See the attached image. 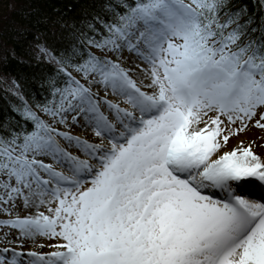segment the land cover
Instances as JSON below:
<instances>
[{
  "label": "snow or ice",
  "instance_id": "snow-or-ice-1",
  "mask_svg": "<svg viewBox=\"0 0 264 264\" xmlns=\"http://www.w3.org/2000/svg\"><path fill=\"white\" fill-rule=\"evenodd\" d=\"M224 7L225 0H140L109 25L105 40L91 42L107 51L126 48L149 65L152 94L107 56L88 53L74 65L92 83L124 96L134 111L101 100L60 69L66 84L54 87L58 100L41 110L61 124L76 113L72 122L83 117L82 127L107 137L108 147L59 131L28 108L35 130L20 144L18 137L0 136V176L7 177L0 180V203L15 207L22 198L25 207L37 200L58 205L49 207L52 215L0 220V226L18 229L22 238L64 241L52 245L63 250L47 254L0 249L13 251L9 264L24 255L31 258L27 264H264V202L239 191L264 187V162L250 147L210 159L221 147L222 115L243 122L264 106V43L237 46L241 26L231 16L221 22ZM233 23L237 27L225 35ZM101 102L116 123L100 110ZM212 110L215 118L189 131ZM57 136L97 164L72 156ZM222 139L227 143L229 136ZM38 156L64 164L72 175ZM208 189L224 190L226 198L205 194Z\"/></svg>",
  "mask_w": 264,
  "mask_h": 264
},
{
  "label": "trees",
  "instance_id": "trees-1",
  "mask_svg": "<svg viewBox=\"0 0 264 264\" xmlns=\"http://www.w3.org/2000/svg\"><path fill=\"white\" fill-rule=\"evenodd\" d=\"M138 2L0 0V76L15 90L6 91L0 82V136L18 137L17 143H22L24 135L35 130L25 109L43 119L41 107L58 100L54 87L63 88L68 79L60 69L79 79L83 74L74 65L83 63L88 53L103 57L106 51L91 42L105 40L109 25L117 24ZM229 16L241 26L237 46L264 43V0H225L221 22ZM236 27L230 25L225 35Z\"/></svg>",
  "mask_w": 264,
  "mask_h": 264
},
{
  "label": "rangeland",
  "instance_id": "rangeland-1",
  "mask_svg": "<svg viewBox=\"0 0 264 264\" xmlns=\"http://www.w3.org/2000/svg\"><path fill=\"white\" fill-rule=\"evenodd\" d=\"M2 2L4 0H1ZM184 2L186 4H191L192 1L191 0H184ZM2 6H4V3L2 4ZM195 6V5H193ZM179 42V41H178ZM104 54V56H107L109 59H111L112 61H115L117 63H119L121 65V67L125 68L127 67V62L125 61V58H127L128 56L130 57V54L135 56L136 60L139 62L140 66L142 67H146L148 64L145 63L144 61H142L138 56L136 57V54L134 52H129L126 48H124L122 51L120 52H113V51H105V53H101ZM79 74V73H78ZM92 77L89 76L87 78L84 77V75H81V77H79V80H81L82 84H85L86 86L91 88V91L93 93H98L99 97L101 99H108V100H113V98L117 97V96H121V95H114L112 94V92H110L109 94L103 93L101 91H99V89L104 90V86L101 84H97V83H92ZM1 82V81H0ZM3 83V88L6 91H9L11 93H14V88H12L11 84L7 81L2 82ZM137 84V83H136ZM139 85L141 86V90L145 92V88L142 87L143 84H137V86L139 87ZM123 99L120 100V107L121 108H125L128 109L129 111H134L132 109V106L128 103L125 102V97L121 96ZM100 109H102V112L105 113V115L107 116V118L113 122L116 123L115 118L112 114V112H106V108H104L101 104H100ZM131 109V110H130ZM109 113V114H108ZM139 114L138 112L136 113V115ZM76 115V113H68L67 114V123L66 124H61L58 122H54V118L47 115L46 113L43 114V119H45V121H48V124H50L52 127L58 129L59 131L62 132H68L73 136H77V134L73 133L71 131V126L69 127L70 124H73L72 122V116ZM217 115V112L215 110L209 111L207 116H203L202 120H201V127L200 129L204 128L205 126V122H210V120L212 118H215ZM264 115V106H259L256 109V115L251 117L250 119H245L243 122L241 120H235L234 123H229L227 120V116H221L220 119L223 121V124L221 125V127L224 129V131L221 133V136L218 137L219 142L221 143V149H218V151H224V150H228L229 145L232 142H235L236 140H238L239 138H242V140H245L243 143V147L247 148L250 147L251 151L257 155L258 157H260L261 161L264 162V127H260L258 126L257 122L259 121L260 125H264V119H261V116ZM82 117L79 118V120H81ZM246 125V127H245ZM117 126V130H120V125H116ZM77 129V128H76ZM242 129V130H241ZM224 135H228L229 139L227 141V143H224L222 137ZM57 141L59 142L60 146L62 148H64L68 153H70L69 150H67L64 146V139H62L61 137L57 136L56 137ZM98 140H100V143L104 144L106 147L109 146L110 142L109 139L107 138L105 141L103 139V137H97L93 139L94 144H99ZM71 154V153H70ZM216 156V153L214 154ZM214 155L212 154L211 158L214 157ZM210 158V159H211ZM37 159L43 160V162L45 164H49L51 165L54 169H57L58 172H62L61 170V166L59 165L60 163L54 162V160L51 157H42V156H38ZM80 159L82 160H87L89 158H85V157H81ZM89 161V160H88ZM97 162H95L94 165H96ZM98 166V165H97ZM67 170V169H66ZM70 172V171H69ZM72 174V173H71ZM65 175V173H64ZM41 176L45 177L47 179V176L42 173ZM7 177L5 176H0V180H6ZM11 184L13 186H15V180L13 179L11 181ZM90 186V185H87ZM255 187L259 188V185H256ZM5 190L0 188V192H4ZM18 198L15 200V207L12 206V202L9 201L7 204L4 203H0V208H6L8 209V211H0V220H8V219H13V217L18 216V211H16V202H17ZM57 202L53 201L52 204H50L51 208H55L57 207ZM49 215H52V213H49ZM8 234L5 237V234ZM17 234V230L15 228H11L10 226H0V249H4V248H8L10 250H14L15 252L17 251H27L26 249H21V248H16L13 247L11 245V241L10 238L13 235ZM56 242L60 243L64 241L62 240V238L56 237ZM13 251H9L7 253H10ZM4 252H0V256H4ZM7 255V254H6Z\"/></svg>",
  "mask_w": 264,
  "mask_h": 264
},
{
  "label": "bare ground",
  "instance_id": "bare-ground-1",
  "mask_svg": "<svg viewBox=\"0 0 264 264\" xmlns=\"http://www.w3.org/2000/svg\"><path fill=\"white\" fill-rule=\"evenodd\" d=\"M136 57H137V55H136ZM125 61L127 62V67H125V69L129 70L128 71V75L137 84H143L142 87L145 88V92L146 93L152 94L153 92H155L156 89L154 87H149V85L151 84V75H150V71H149V65H147L146 67L140 66V64L136 60L135 56H133L131 54H130V57L128 56L127 58H125ZM139 87H141V86L139 85ZM99 91H101L103 93H106V94H109L110 92H112L110 89L107 90V91L99 89ZM122 99L123 98L121 96H117V97L113 98V100H110V101L121 105L119 102ZM100 104L104 108H106V110H107L106 112H110L106 105H104L102 102ZM100 110L102 111V109H100ZM104 115H105V113H104ZM138 115L139 114H137V116ZM114 118H115V116H114ZM201 124L202 123H200L199 125H196V124L192 125L191 128L189 129V131L199 130L200 127H201ZM82 125H84L83 117H82L81 120L78 121V123L70 124L69 127L71 126V131L74 134L76 133L78 137H81L82 139H85V140H87V141L92 143L94 138L97 139V136L95 135V131L92 128L85 129L84 127H82ZM117 125H119V124H117ZM103 139L105 141L107 139V137H103ZM244 141L245 140H242V138H239L238 140H236L235 142H232L229 145L228 150H224V151H218L217 150L215 152L216 156L214 155L215 153H213L214 157L211 158V160L218 159L219 156L223 155L224 152H230L233 149L244 148L243 147ZM98 143L101 144L100 140H98ZM64 146H65V148L67 150L70 151L72 156H76V157H79V158H80V156L81 157H85V158H89L87 160H89V163H91V164H94L96 162V161L92 160L91 157L86 156L79 148H77L75 146H70L69 143L67 141H65V140H64ZM221 148L222 147H220L219 149H221ZM54 162H56V161H54ZM59 165L61 166V170H62L63 174L65 173L66 176H71L72 175L71 172H69L68 167H66L64 164H61V163ZM55 170L58 171L57 169H55ZM42 173L43 172H41V174ZM240 190H242L243 193H246L247 195H255L256 197H260V198L264 197L260 192H258L256 190H253V188L250 187V186H246V187H244V188H242ZM25 193H27V190H25ZM45 199L47 200V199H49V197H45ZM16 205H17V207H16L15 210L18 211L19 213H18V216L13 217V219H15L17 217L24 218V217H27V216L35 217L39 213H44L45 215H49V213H50L48 211V209L50 207V204H48V203L39 204L38 200L35 203L31 204L30 206L25 207L22 198H18V200L16 202ZM16 230H17V234L11 236V238H10L11 245L13 247L21 248V249H26L27 248V251H18V252L27 253V252L32 251V252H37V253H40V254H47V253H51L53 251L63 250V249H57L55 247H52V245H61V244H63V242L57 243L55 238H49V237L41 236V235H37L34 238H22L20 236L19 230L18 229H16ZM12 256H13L12 252L5 253L4 256H3L4 257V264H9V261H11ZM30 259L31 258L26 256V255L18 257L17 258V264H27V262Z\"/></svg>",
  "mask_w": 264,
  "mask_h": 264
}]
</instances>
